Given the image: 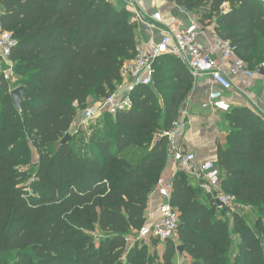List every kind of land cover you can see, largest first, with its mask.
Instances as JSON below:
<instances>
[{"label":"trees","instance_id":"1","mask_svg":"<svg viewBox=\"0 0 264 264\" xmlns=\"http://www.w3.org/2000/svg\"><path fill=\"white\" fill-rule=\"evenodd\" d=\"M167 1L200 11L201 22L216 19L215 33L247 67H262V0ZM0 14L3 31L17 42L13 76L0 74V264H178L180 245L182 264H264L260 115L246 107L226 113L229 132L214 162L222 189L246 210L219 209L178 171L171 178L177 241L163 242L160 256L161 241L151 239V254L138 234L169 164L163 133L180 119L194 87L188 65L158 58L152 85L131 91L130 110L103 112L83 129L79 115L116 91L137 55L133 14L112 0H0ZM17 87L24 89L21 109L11 94Z\"/></svg>","mask_w":264,"mask_h":264},{"label":"built area","instance_id":"2","mask_svg":"<svg viewBox=\"0 0 264 264\" xmlns=\"http://www.w3.org/2000/svg\"><path fill=\"white\" fill-rule=\"evenodd\" d=\"M112 1L116 2L117 0ZM134 20L150 29L157 28L156 23L146 22L139 13H136ZM155 21L163 24L160 15H155ZM160 30L162 32L161 40L156 45H137L135 59L127 62L122 69V79L132 80L133 84L128 90H117L104 99L101 106L102 113L108 112L116 115L119 112L130 110L133 105L131 91L138 84L152 85L155 63L158 58L164 55L182 59L188 65L194 79L200 76L210 77L212 87L203 103L204 109L211 108L222 113L230 112L231 104L225 94L234 89L232 78L241 75L252 78L256 74L237 55L231 42L214 33L211 39L213 44L209 48L203 46L200 39L201 29L196 23L188 29L170 27L169 30ZM16 46L17 42L12 34L3 31L0 14V74H3L6 79L13 76L14 65L10 57ZM261 68H264V64ZM180 115V119L173 123L172 128L163 133V136L168 138V151L176 172L183 171L190 176L205 194L212 197L219 209H228L230 213L246 210L244 206L236 203L234 196L227 194L222 189L221 172L213 161L200 162L196 154L187 152L181 147L179 133L186 123L187 109L182 110ZM94 116L93 110H86L80 127L86 129L87 122L93 120ZM171 178L159 181L155 193L158 200L159 218L152 226L146 223L139 232L138 239L145 241L156 239L166 242L177 237L180 220L171 203L173 188Z\"/></svg>","mask_w":264,"mask_h":264},{"label":"crops","instance_id":"3","mask_svg":"<svg viewBox=\"0 0 264 264\" xmlns=\"http://www.w3.org/2000/svg\"><path fill=\"white\" fill-rule=\"evenodd\" d=\"M262 1L264 2V0ZM114 3L119 8L129 10L133 14L132 22L134 23H136L134 17L136 13H139L146 22L157 24L156 29H150L137 23L138 45H156L161 40L162 32L160 29L169 30L170 27L188 29L194 23L201 29L200 39L202 45L209 48L213 44L211 39L215 33L216 19L201 22L200 11L190 12L167 0H117ZM223 8L225 12H228L230 5L225 4ZM155 15L162 17L163 24L155 21ZM232 81L234 84L233 91L225 94L231 108L246 107L264 119V76L256 73L252 78H246L241 75L233 77ZM132 84V80H122L116 90H128ZM211 87L210 77L200 76L194 79V87L185 107L188 111V117L179 133L181 147L187 152L196 154L200 162L206 160L216 161L217 151L220 146L226 144L229 132L226 113L202 107ZM168 172H171L172 175L175 173V166L171 160L166 169V173ZM191 182L193 185L197 184L192 179ZM157 204V195L154 194L150 199L147 219H151L155 215ZM182 255L180 254L178 258H181Z\"/></svg>","mask_w":264,"mask_h":264},{"label":"rangeland","instance_id":"4","mask_svg":"<svg viewBox=\"0 0 264 264\" xmlns=\"http://www.w3.org/2000/svg\"><path fill=\"white\" fill-rule=\"evenodd\" d=\"M117 91V90H116ZM115 92V91H114ZM110 94V93H109ZM112 94V93H111ZM90 100V98H89ZM102 102L103 100L101 101H92L91 105H89L88 107H86V109L84 110V112L88 109L90 110H93L94 111V118L93 120H91L90 122H87V127L86 129H88L89 127L93 126V125H96L98 120L100 119L101 115H102V110H101V106H102ZM84 112H82L80 115H79V122L81 123L83 121V115H84ZM76 127V126H75ZM74 134V129L70 132V135L72 136ZM169 163H170V160H169ZM175 173H176V169H175ZM174 173V174H175ZM173 175L171 174V172H168L164 174V179H168V178H171ZM149 210V209H148ZM245 215H248L247 217L249 218V221H254L255 220V215L248 211V212H245ZM159 218V214H158V211L155 213V215L151 218V219H147V225L149 226H152L154 223H156V221L158 220ZM228 220L230 221L231 220V215H227L226 217L223 218V221L227 224L228 223ZM174 241L176 242L177 241V238L174 239ZM149 248V253H153V244L150 242V241H146L145 242ZM159 255L161 256L164 249H165V243L163 242H160V244H158V246L156 247ZM178 256H180V253L178 254ZM177 256V257H178ZM182 257L180 258H177V263L182 264Z\"/></svg>","mask_w":264,"mask_h":264},{"label":"water","instance_id":"5","mask_svg":"<svg viewBox=\"0 0 264 264\" xmlns=\"http://www.w3.org/2000/svg\"><path fill=\"white\" fill-rule=\"evenodd\" d=\"M257 74L264 76V68H260V69H258ZM11 94H12V97H13V100H14V103H15L16 107H17L18 109H21V107H22V103H23V98H24V89H23L22 87H17L16 89H14V90L12 91ZM74 128H75V130H77V127H74ZM71 138H72V137H71L70 135H67V136L62 140L61 144H62V145L65 144L66 142L70 141ZM184 249H185V247L182 246V245H180V246L177 247V250H178V252H179L181 255L184 253Z\"/></svg>","mask_w":264,"mask_h":264}]
</instances>
